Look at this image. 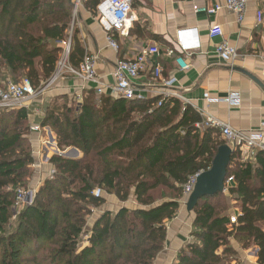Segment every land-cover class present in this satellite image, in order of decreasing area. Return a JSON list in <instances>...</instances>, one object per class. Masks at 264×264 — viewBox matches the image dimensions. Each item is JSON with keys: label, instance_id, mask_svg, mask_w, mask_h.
I'll return each instance as SVG.
<instances>
[{"label": "trees", "instance_id": "16d2710c", "mask_svg": "<svg viewBox=\"0 0 264 264\" xmlns=\"http://www.w3.org/2000/svg\"><path fill=\"white\" fill-rule=\"evenodd\" d=\"M100 1L86 5L97 13ZM72 6L70 0H0V63L15 82L18 76L34 86L47 82L60 61L58 41L70 39L67 64L80 67L87 53L78 30L69 34ZM52 100L44 106L41 126L56 134L59 149L74 147L83 157L54 155L53 178L20 210L17 188L26 185L35 161L28 138L31 113L0 108V264H154L165 248L167 222L179 211L183 186L211 167L225 143L220 132L197 126L200 114L173 96L96 98L91 90L80 103L65 95ZM133 149L132 156L121 155ZM239 153L227 176L236 183L228 192L241 206L236 223L226 205L214 202L222 193L203 197L194 209L193 241L173 264H232L237 254L232 236L244 246L259 245V262L264 263V151L257 153L255 167L238 160ZM96 187L102 189L99 197L93 193ZM112 196L122 202L133 199L136 206L105 208L86 230L92 208ZM84 234L87 244L82 245ZM43 242L54 246L35 256L32 246Z\"/></svg>", "mask_w": 264, "mask_h": 264}, {"label": "crops", "instance_id": "0c3cea01", "mask_svg": "<svg viewBox=\"0 0 264 264\" xmlns=\"http://www.w3.org/2000/svg\"><path fill=\"white\" fill-rule=\"evenodd\" d=\"M70 1L73 5L72 17L74 19L75 12L76 18L73 21L74 28L70 27L69 32L72 34L74 29L78 30L86 56H98L96 73L103 85V94H111L110 86L115 83L113 73L118 57L132 58L148 45L157 44L160 54L152 58V64L134 81L137 92L142 94L143 98L163 97L164 94L177 92L180 95L176 98L184 105H191L200 114L203 120L198 124L202 129L209 128L203 125L208 114L240 130H256L264 123V0H248L246 14L241 22L234 13L225 8L213 14L194 10L195 6L213 8L217 4H223L224 0H137L131 13L129 35L121 36L118 33L115 35L120 44L118 52L108 46L97 13H93L86 5L89 0ZM258 12L262 13L261 24L258 23ZM215 24L222 26L223 38L210 37V28ZM178 30L182 31L183 40L190 47L186 52L179 48L176 37ZM223 39L237 47L239 51V57L232 62H225L216 52L217 44ZM178 57H182L189 65L188 69L180 68L176 61ZM156 64L162 67V78H176L177 82L173 87L166 88L161 79H155L153 72ZM53 85L55 86L52 91L47 94L51 99L65 95L70 100L77 99L82 102L91 90H94L96 98L100 97L95 91V83L76 78L64 70ZM232 91L241 94L240 106L233 107L225 103L209 104L205 99L206 96L222 98ZM46 130L48 141L45 142L46 136L38 134L35 136L38 138L35 143L37 146L39 144L51 146V152H55L57 145L53 142L57 141L56 135L50 127H46ZM219 139L231 146L221 133ZM47 152L44 153V159ZM240 152L238 160L249 162L254 167L258 165L256 159L258 152L254 154L246 150ZM80 153L78 150L77 156ZM230 186H236L234 179ZM114 197L110 199L116 201ZM230 208L231 216L241 211L239 201L234 199ZM107 209L111 210L108 207ZM195 218V212L187 210L183 197L176 217L167 222L165 248L157 256L154 264L177 262L181 248L193 241L191 234ZM229 227L232 230L231 225ZM229 241L237 252L232 264H264L259 262V245L252 243L244 246L235 236L230 237Z\"/></svg>", "mask_w": 264, "mask_h": 264}, {"label": "built area", "instance_id": "2783aa9c", "mask_svg": "<svg viewBox=\"0 0 264 264\" xmlns=\"http://www.w3.org/2000/svg\"><path fill=\"white\" fill-rule=\"evenodd\" d=\"M81 0H75V2H80ZM137 0H101L100 4L97 6V18L101 24L105 34L108 46L118 52L120 50L119 41L116 39V33L121 36L129 35V28L132 22V10L133 6ZM248 0H224L223 4H217L215 7L207 6H195L194 10L196 12H206L207 14H213L222 8L227 9L229 12L234 13L238 21L241 22L244 19L247 10ZM258 23H262V13H257ZM210 37L214 38L217 36L224 37L223 28L221 25L215 24L210 28ZM177 42L179 48L182 52L190 50V47L184 42L183 34L181 30L176 33ZM65 45V53L67 58L70 53V39L63 42ZM216 52L222 60L225 62H232L239 57V51L237 47L231 45L227 40L223 39L216 46ZM160 50L157 44L148 45L143 48L136 56L132 58L118 57L115 62L114 78L115 83L110 86V93L115 97H122L125 99H135L143 98L142 94L137 92V87L134 83L141 73L146 71L148 67L152 64V58L158 56ZM97 55L85 56L84 61L79 68H73L67 64V60L61 63L60 70H64L65 67L70 69L71 72L77 74L83 80L88 82H93L96 84L95 91L97 94L102 95L104 92L103 85L101 84L97 73H96V63ZM181 69H188L189 65L186 64L182 57L176 59ZM59 70V71H60ZM154 77L155 79H161L164 87L171 88L177 82L176 78L165 79L162 78V67L156 64L154 67ZM56 72V76H57ZM54 75V76H55ZM53 76V77H54ZM56 76L52 78L51 82L56 79ZM50 81V80H48ZM47 81V82H48ZM0 86V108L3 109H21L25 108L26 101L35 98L40 90L35 88L29 78H23L18 82L6 81ZM180 94L177 92H172L170 94H164L163 98L168 96L179 97ZM206 101L211 103H225L228 106H240L242 103V97L239 92L232 91L222 98L206 96ZM161 101L159 102V105ZM200 124H197L199 126ZM203 125L206 127H212L217 129L221 135L226 139V141L231 144L235 150H246L252 154L259 151H264V123L261 124L259 129L256 130H240L233 128L230 124L222 121L221 119L209 115L206 117ZM39 125H33L32 129L38 131ZM199 173L190 176L187 183L183 187V192L185 196H189L193 191L194 186L197 181ZM233 181V177H228L225 181V191L230 186ZM36 190L30 188L29 190H24V188H17L16 194V209L20 210L26 205L32 204L35 198ZM96 197L101 196L102 189L96 188L93 191ZM236 214L231 216V222L236 223Z\"/></svg>", "mask_w": 264, "mask_h": 264}, {"label": "rangeland", "instance_id": "374dc122", "mask_svg": "<svg viewBox=\"0 0 264 264\" xmlns=\"http://www.w3.org/2000/svg\"><path fill=\"white\" fill-rule=\"evenodd\" d=\"M75 18H76V13L74 12V19ZM74 19L72 17V22H71V27L72 28H74L73 27ZM69 34H70V32H69ZM56 44L61 46V48H62L60 61L58 63L57 69H56V72L58 74H57V76L55 75L56 72L53 74V76L54 75L56 76V79H54L53 82L50 83L52 78L55 77V76L54 77L52 76L49 79L50 81L42 82L39 86H35V88L40 90L39 94L35 98H33L31 100H28L25 103L26 104L25 108L30 110V113H31L30 121L32 123H36V124H31L30 131H29V134H28V136H29L28 138H29V141H30L32 154H33V156L35 158V161L31 165L30 174L26 177V180H25L26 181L25 182L26 185L18 187V188H24V190H29L30 188H34L36 190V192H37L38 188L44 183V181L47 178H53L54 173H55V168L52 165V163L50 162V159L56 154L61 155L60 153H57V151L51 152V149H50L51 146H49V147H48V145L44 146L45 144H43V145L39 144L37 146L36 143H35V141H37V139H38V138L36 139L35 136H38V134L39 135L41 134V136H43V137L46 136L45 142L48 141L47 140L48 132L46 130V127H48V126L42 127L40 123L38 124V122L40 121L39 118L41 116H43L45 104L48 103V102H51V103L53 102L52 99H54V98H52V99L48 98L47 94L52 91L53 87L55 86V85H53V83H55L57 78H59L60 73L63 71V70H60V66L59 65L61 63L65 62L68 59L67 58V54L65 53V45H64V43L62 41H60V42L58 41V42H56ZM64 71H67V72H69L72 75H75L76 78L77 77L81 78L77 74H74L73 72H71L70 69H68L67 67H65ZM65 74L66 73L64 72V75ZM23 78H28V77H26V76H18V80H21ZM9 80L15 81L16 80L15 76L13 74H11V72L6 68L5 65H2L0 63V84L4 83L6 81H9ZM0 86H3V84H1ZM73 101H75V103H80L81 102V100H77V99H75ZM63 102H64L63 99H58V101H57L58 104H63ZM5 110L13 111V110H19V109H5ZM33 125H39L40 126L39 130L38 131L33 130L32 129ZM53 143H56V145H57V141H54ZM56 149L59 150V152H67V153L69 152L70 155H72V156L75 155V152L71 150L72 147H67V148L61 150L57 146ZM46 152H47V154H46L47 156H45V159H44L43 156L45 155L44 153H46ZM135 152H136V150L133 149V150L128 151V152L125 151V152L121 153V155L132 156L133 154H135ZM235 152H236V150H235ZM61 156H63V155H61ZM81 157H83V153L82 152L80 153L79 156H76L74 159H80ZM71 159H73V158H71ZM157 195H160V194L158 193ZM168 195H170V193H168ZM106 197L109 198L108 195H106ZM184 198H185V202H186L187 201L186 199L188 198V196L184 195ZM113 199H115L116 201H112L111 199H109L107 201V204H105V205H103L101 207H96V208L93 207L92 208L91 214L88 216V222H87V225H86V230H90L91 229L94 219L103 210H105V208H107V207L110 208L113 211H116L119 206L125 205V206H128L130 208H133V207L136 206V202L133 199H131V200L127 201V202L119 201L115 197ZM217 200H220L219 203L222 206L226 205L228 207V210H231L230 204H231V206L233 205V199L230 196V194L228 192V189L222 193V197H220L219 199H215L214 202L217 203ZM15 220H16V216H13L11 222H14ZM87 238H88V235L84 234L83 237H82V240H81V244L82 245L87 244ZM53 246H54L53 243L43 242L42 244L39 243V244L33 245L32 246V250H33V253H34L35 256H42L43 254L47 253L51 248H53Z\"/></svg>", "mask_w": 264, "mask_h": 264}, {"label": "water", "instance_id": "95a60500", "mask_svg": "<svg viewBox=\"0 0 264 264\" xmlns=\"http://www.w3.org/2000/svg\"><path fill=\"white\" fill-rule=\"evenodd\" d=\"M75 155L68 152H59L64 157L75 158L78 155V149L72 147ZM235 154V149L228 144L219 146L217 153L212 161L211 167L199 173L193 191L187 198L186 207L188 211H194L200 199L205 196H213L225 191V181L228 176V169Z\"/></svg>", "mask_w": 264, "mask_h": 264}]
</instances>
